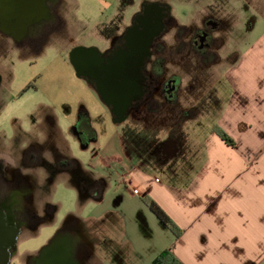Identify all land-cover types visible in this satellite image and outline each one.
Listing matches in <instances>:
<instances>
[{"label":"flooded vegetation","instance_id":"flooded-vegetation-1","mask_svg":"<svg viewBox=\"0 0 264 264\" xmlns=\"http://www.w3.org/2000/svg\"><path fill=\"white\" fill-rule=\"evenodd\" d=\"M175 1L106 0L105 8L97 13L102 15L96 19L103 22L107 45L104 48L90 46L92 51L75 52L73 64L70 63L75 75L105 107L99 116L117 123L158 117L159 109L166 105H173L174 112L179 107L182 73L194 68L200 74L220 62L219 51L226 36L233 34L235 12L227 10L223 13L222 0ZM84 2H5L0 6V41H11L19 49L29 52H41L49 42L75 41L76 36L69 33L68 27L81 25L83 17L80 11ZM77 47L84 46L72 47L69 60L70 52ZM5 80L0 71L1 104L5 98ZM97 80L103 82L102 88L96 86ZM187 115L181 108L177 116ZM47 119L56 123V115L52 112L48 113ZM91 120L88 104L79 98L74 108L72 130L82 148L97 140L91 130ZM39 143L31 141L21 148L22 156L18 163L4 161L0 157V211L3 216L0 247H6L10 216L19 233L24 228L37 229L39 225L51 224L55 220L56 205L46 201L42 210L35 208L31 193L34 183L30 173L25 172L27 170L37 167L48 170L50 166L51 172L69 175V181L81 200H98L103 196L104 177L95 176L78 159L58 149L55 144L49 148L54 160L48 162ZM48 181H52L51 175L47 177ZM80 219L70 214L45 244L27 256L24 264L51 261V258L56 260L53 264H94V241L82 229ZM10 253L11 249L8 250L10 258L0 254V259H8L6 264H10L14 254Z\"/></svg>","mask_w":264,"mask_h":264},{"label":"crops","instance_id":"crops-1","mask_svg":"<svg viewBox=\"0 0 264 264\" xmlns=\"http://www.w3.org/2000/svg\"><path fill=\"white\" fill-rule=\"evenodd\" d=\"M221 2L226 13V0ZM236 5L231 40L226 36L215 65L220 70L218 83L209 87L213 98L184 100L182 108L188 115L180 129H168L180 140L163 136L155 143L167 169L162 180L142 168L145 156L133 158L122 139L125 157L121 162L112 159L121 169L119 185L138 194L139 205L129 208L147 212L163 226L142 200L151 197L180 229L176 236L166 228V240L149 264L165 248L181 264H264V0H240ZM88 107L92 114L103 112L97 104ZM95 120L92 116L94 129ZM192 121L198 130L183 131ZM215 125L233 145L215 133ZM201 127H206L204 133ZM109 186L106 180L105 189ZM104 199L105 195L97 201ZM123 201L121 194L115 207ZM98 218H92L97 236L100 229H110L101 227ZM124 242L128 243L105 247L94 241L95 258L102 264H143L134 243Z\"/></svg>","mask_w":264,"mask_h":264},{"label":"rangeland","instance_id":"rangeland-1","mask_svg":"<svg viewBox=\"0 0 264 264\" xmlns=\"http://www.w3.org/2000/svg\"><path fill=\"white\" fill-rule=\"evenodd\" d=\"M239 1L226 0L225 3L226 11L235 9L234 18H237L236 3ZM5 2L12 0H0V6ZM105 2L106 0H85L80 11L83 17L81 25L68 27L69 33L76 36L75 41L49 42L41 52H29L23 48L19 49L11 41H0V71L6 78L3 103L8 102L3 105L0 101V157L4 158V161L18 163L22 156L21 148L31 141H39L44 157L48 162H53L49 148L55 144L58 149L78 159L83 167L92 171L95 176L105 177L110 185L103 192L105 199L102 202L96 199L83 201L79 198L75 186L70 183L68 174L51 172L50 166L48 170L37 167L25 171L30 173L34 183L31 193L35 208L42 210L47 201L56 205L57 210L53 223L41 224L37 229L22 230L10 264H24L27 256L45 244L70 214L81 218L80 224L84 232L100 245L106 247L119 243L124 246L128 243L124 242L126 240L134 243L136 253L143 257V264L150 263L156 249L166 240L167 230L157 224L155 217L147 212L135 213L136 210L129 208L139 205V200H136L138 194H133V189L128 190L124 185H119L121 169L112 159L116 157L121 162L125 157V150L120 143L122 139L126 151L133 158L139 154L145 156L146 161L142 168L151 177L162 180L167 169L166 164L159 159L160 154L155 148L156 141L164 138L163 136H175L180 140L178 134L168 129L170 126L180 129L179 123L184 117L177 115L181 111L183 101L213 98V89L210 90L209 87H216L220 70L213 66L197 74L194 68L186 69L181 75L183 83L178 96L179 107L174 112L173 105H166L165 108L161 106L158 117H150L145 121L117 123L93 113L92 116L96 119L94 127L98 134L97 141L90 143L87 148H82L72 130L77 101L82 98L90 106L99 105L103 111L105 107L98 103L93 91L75 75L69 60V51L77 45L98 48L107 45L103 36V22L96 19L102 16L97 13L105 8ZM178 10L180 12L179 8ZM179 17L185 22V19ZM242 17H246L244 11L239 18L242 20ZM228 39L231 40L230 37ZM28 86L32 87L27 89ZM50 112L56 115L55 124L47 119ZM197 127L198 123L192 121L182 129L198 130ZM205 128H200L201 133H204ZM205 130L209 131V126ZM49 175L52 177L51 182H47ZM121 194L124 197L122 206L115 207V199ZM109 210H112L113 214H110ZM93 217H99L101 227L110 229H100L97 236ZM90 218L91 220H87ZM95 260L94 264H102L100 260ZM48 262L53 264L56 260L51 258V261L39 264Z\"/></svg>","mask_w":264,"mask_h":264},{"label":"trees","instance_id":"trees-1","mask_svg":"<svg viewBox=\"0 0 264 264\" xmlns=\"http://www.w3.org/2000/svg\"><path fill=\"white\" fill-rule=\"evenodd\" d=\"M89 125V120L87 121ZM91 128V126H90ZM94 138L97 137L96 130L91 128ZM215 133L228 145H233V140L226 135V133L217 125L214 126ZM144 203L148 206L149 210L156 216L160 223L167 229H169L174 235L180 233L178 226L172 221V219L166 214V212L151 198L145 196L142 198ZM152 264H181L178 259L173 255L170 249H163L153 260Z\"/></svg>","mask_w":264,"mask_h":264},{"label":"water","instance_id":"water-1","mask_svg":"<svg viewBox=\"0 0 264 264\" xmlns=\"http://www.w3.org/2000/svg\"><path fill=\"white\" fill-rule=\"evenodd\" d=\"M93 48H89V47H77V48H74V50H72V52H70V62L73 64V58L75 56V52H87V51H92ZM97 87L98 88H102V84L103 82L102 81H99L97 80ZM1 211H0V222L3 221V216L1 215ZM10 218V228H9V232L7 234V238H6V247H0V254L2 253L4 256L7 257L8 255V250L11 249V253L10 255H12V253H14L15 251V247H16V242H17V239H18V236H19V229L17 227V225L15 224V221L13 219L12 216L9 217ZM1 234V233H0ZM1 237V235H0ZM10 252V251H9ZM9 256V255H8ZM6 257H2V259H0V264H6L8 260ZM6 258V259H5ZM10 258V256H9ZM40 262H38L37 264H39Z\"/></svg>","mask_w":264,"mask_h":264}]
</instances>
